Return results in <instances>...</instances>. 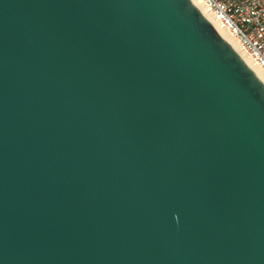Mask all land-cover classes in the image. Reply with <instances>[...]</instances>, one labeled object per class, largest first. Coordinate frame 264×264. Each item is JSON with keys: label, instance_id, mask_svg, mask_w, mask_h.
Instances as JSON below:
<instances>
[{"label": "water", "instance_id": "water-1", "mask_svg": "<svg viewBox=\"0 0 264 264\" xmlns=\"http://www.w3.org/2000/svg\"><path fill=\"white\" fill-rule=\"evenodd\" d=\"M0 264H264V85L190 0H0Z\"/></svg>", "mask_w": 264, "mask_h": 264}, {"label": "built area", "instance_id": "built-area-1", "mask_svg": "<svg viewBox=\"0 0 264 264\" xmlns=\"http://www.w3.org/2000/svg\"><path fill=\"white\" fill-rule=\"evenodd\" d=\"M264 70V0H203Z\"/></svg>", "mask_w": 264, "mask_h": 264}, {"label": "bare ground", "instance_id": "bare-ground-1", "mask_svg": "<svg viewBox=\"0 0 264 264\" xmlns=\"http://www.w3.org/2000/svg\"><path fill=\"white\" fill-rule=\"evenodd\" d=\"M195 7L203 14L211 26L221 35L228 45L241 57L250 70L256 75L264 85V70L255 63L240 45L237 37L224 26L211 12L203 0H190Z\"/></svg>", "mask_w": 264, "mask_h": 264}]
</instances>
